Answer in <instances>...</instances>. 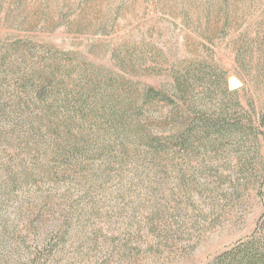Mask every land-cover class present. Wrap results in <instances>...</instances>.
I'll return each mask as SVG.
<instances>
[{"label":"rangeland","instance_id":"374dc122","mask_svg":"<svg viewBox=\"0 0 264 264\" xmlns=\"http://www.w3.org/2000/svg\"><path fill=\"white\" fill-rule=\"evenodd\" d=\"M19 38L107 66L133 53L141 89L178 107L174 118L173 105H151L172 147L128 165L122 188L73 210L63 189L57 210L41 213L15 212L16 197L0 192V264L52 247L42 264H209L254 233L264 216V0H0V40ZM232 79L242 86L231 90ZM199 114L223 124L174 148Z\"/></svg>","mask_w":264,"mask_h":264},{"label":"trees","instance_id":"16d2710c","mask_svg":"<svg viewBox=\"0 0 264 264\" xmlns=\"http://www.w3.org/2000/svg\"><path fill=\"white\" fill-rule=\"evenodd\" d=\"M132 54L114 53L107 66L50 42L0 40V192L16 197L15 212H55L63 189L73 210L113 185L124 187L118 183L128 165L172 147L146 114L152 104L167 103L176 118L178 103L154 86L141 89ZM198 116L197 127L192 122L176 131L174 148L190 149L201 129L223 124ZM48 181L56 186L44 188ZM54 249L30 252L27 264H42ZM209 264H264V216L248 239Z\"/></svg>","mask_w":264,"mask_h":264},{"label":"water","instance_id":"95a60500","mask_svg":"<svg viewBox=\"0 0 264 264\" xmlns=\"http://www.w3.org/2000/svg\"><path fill=\"white\" fill-rule=\"evenodd\" d=\"M242 86V82L238 79H232L229 81V88L231 90L237 89Z\"/></svg>","mask_w":264,"mask_h":264}]
</instances>
